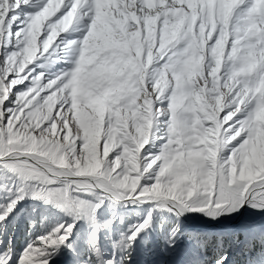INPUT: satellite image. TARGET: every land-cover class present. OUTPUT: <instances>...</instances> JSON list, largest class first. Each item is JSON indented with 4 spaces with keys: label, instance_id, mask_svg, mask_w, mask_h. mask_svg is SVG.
Segmentation results:
<instances>
[{
    "label": "snow or ice",
    "instance_id": "1",
    "mask_svg": "<svg viewBox=\"0 0 264 264\" xmlns=\"http://www.w3.org/2000/svg\"><path fill=\"white\" fill-rule=\"evenodd\" d=\"M28 198L71 222H41L18 256L0 238V264H127L155 213L174 218L163 241L179 264H232L231 243L264 264V223L178 244L189 213H264V0H0V230ZM106 201L151 205L109 255Z\"/></svg>",
    "mask_w": 264,
    "mask_h": 264
},
{
    "label": "rangeland",
    "instance_id": "2",
    "mask_svg": "<svg viewBox=\"0 0 264 264\" xmlns=\"http://www.w3.org/2000/svg\"><path fill=\"white\" fill-rule=\"evenodd\" d=\"M32 10L33 9L30 7H22L19 10L21 18L23 19L24 12ZM12 31L15 32V25L13 26ZM38 71H43V69H38ZM73 195H77V193H73ZM82 199L92 200L93 197L91 195H82ZM110 205V202L106 201L97 214L98 220L101 224L113 216ZM150 207L151 205L148 204H139L135 205L134 208H131L130 210H120L116 215V224L113 225L111 229L103 227L99 231V243L102 252L106 255L111 254L112 242L118 240L122 232H127L130 227L141 221ZM189 215L196 223L207 225L227 224L231 225V227H222L220 229H190L189 223L184 222L186 220H180L182 238L178 240V244L181 250L189 247L187 234L191 232L207 234L224 233L226 238L232 239L234 233H240L246 226L264 223V217H260L253 221L243 220L239 222V219H242V216H245V214L242 213V210L231 217L222 216L219 220H209L199 213H189ZM119 217L124 218L122 223L120 222ZM33 220L37 221V227L35 228L31 226ZM62 221L71 222V217L65 215L62 211L53 207L51 204H45L41 200H33L30 198L25 199L21 201L15 212L9 217L8 221L5 222L3 229L0 230V238L4 241L3 247H11L14 253L18 256L19 252L23 250L24 246L30 239H34L37 235L42 234L41 222L43 223L44 228H46ZM172 223H174V218L168 217L166 213H155L152 228L142 233L136 243L133 244L131 249V260L128 261L127 264H179L177 253L172 250H165L166 245L163 241V236L166 234L167 228ZM159 224H164L165 233L160 232L157 227ZM90 230L89 225L86 224L84 220L79 221L73 237L79 253L87 251V241ZM9 239L12 241L11 245L8 244ZM222 251L228 253L229 260L232 264H245L246 257H243L244 255L242 254L239 245L231 243ZM202 259L204 264H215V254L213 253L205 252ZM53 264H75V258L72 254L64 252L54 259Z\"/></svg>",
    "mask_w": 264,
    "mask_h": 264
},
{
    "label": "bare ground",
    "instance_id": "3",
    "mask_svg": "<svg viewBox=\"0 0 264 264\" xmlns=\"http://www.w3.org/2000/svg\"><path fill=\"white\" fill-rule=\"evenodd\" d=\"M134 204H127V206H122L120 204H115V205H110V209H111V212L113 214H115V216L117 215V213H119L120 210H130L131 208H134ZM242 213L245 214V216H242V219H239L241 221H253L255 219H259L260 217H264V213H257V212H254L252 209L250 208H245V209H242ZM181 220L184 221V222H187L189 223V228L190 229H198V228H201L200 224L199 223H196L193 219L190 218V215L187 214L186 216L184 217H181ZM223 228H229L231 226H228L227 224H224L222 225Z\"/></svg>",
    "mask_w": 264,
    "mask_h": 264
},
{
    "label": "water",
    "instance_id": "4",
    "mask_svg": "<svg viewBox=\"0 0 264 264\" xmlns=\"http://www.w3.org/2000/svg\"><path fill=\"white\" fill-rule=\"evenodd\" d=\"M201 228H204V229H220L222 228V225H207V224H201L199 223ZM228 226H231V225H228Z\"/></svg>",
    "mask_w": 264,
    "mask_h": 264
},
{
    "label": "trees",
    "instance_id": "5",
    "mask_svg": "<svg viewBox=\"0 0 264 264\" xmlns=\"http://www.w3.org/2000/svg\"><path fill=\"white\" fill-rule=\"evenodd\" d=\"M244 255V254H243ZM243 257H245V256H243Z\"/></svg>",
    "mask_w": 264,
    "mask_h": 264
}]
</instances>
